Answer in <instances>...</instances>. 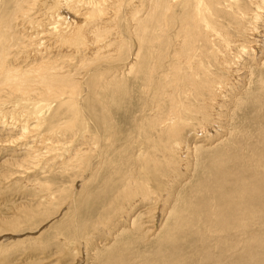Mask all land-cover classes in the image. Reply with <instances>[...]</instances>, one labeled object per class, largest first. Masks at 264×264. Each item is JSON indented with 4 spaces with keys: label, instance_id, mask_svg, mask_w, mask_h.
Returning a JSON list of instances; mask_svg holds the SVG:
<instances>
[{
    "label": "bare ground",
    "instance_id": "obj_1",
    "mask_svg": "<svg viewBox=\"0 0 264 264\" xmlns=\"http://www.w3.org/2000/svg\"><path fill=\"white\" fill-rule=\"evenodd\" d=\"M26 1L27 0H0V93L5 92L6 96H4L7 98L10 97V99L13 98L12 100H15L14 103L17 104L16 106H19V108L15 107L13 110L9 109L10 111H7L9 115L16 116L17 118L30 117V119L34 116L36 124H33V127H30V124L28 126L30 127L29 130L36 131L42 129L39 126L41 122L39 114H42V109H39V102L54 101L58 104L57 111L55 113L53 112L55 121H53V124L50 123V128L42 129L44 132H42V130L36 131L37 136L32 135L37 143L42 144L41 147L43 145L45 148L51 147L53 145V138L58 142L60 134L67 136L68 139H74V136L77 135L78 132L83 134L86 131L88 132V134L86 132V137L80 135L81 138L79 137V141H77L78 144L82 145L84 148L90 141H95L97 144L98 141L102 139L101 135H107L114 139V141L118 139V134L114 130H111V133L107 130L108 133L105 134L103 130L102 133L99 131L100 125H95L93 121L99 122V117L91 113V108L89 111L87 110L88 112H83L84 114L81 119L78 117V111L81 109L79 106L85 101L92 100V96L95 97L99 95V99L103 101L109 94L108 92L118 94L120 91V81H114V79H116L115 73H119L118 69L120 67L112 68L113 66H111V68H103L111 64V61L106 55L107 52L104 54V52L102 53L101 51L110 48L112 49L111 52L114 51V53L120 51L121 57H124L126 54V59H128L129 62L127 64L125 63L126 65L124 64L126 67L125 72L134 78V81L136 78L139 79L143 77V90L146 89L147 93L150 92L148 98L150 101L148 105L149 108L142 113L143 120L138 126L139 132L137 131V133L143 136L145 140L151 137L150 142L153 138L155 139V137H157L159 142L172 141L169 145L163 147V152L166 156H173V158L178 159L180 168L186 169L188 163L186 157L187 151L189 150L188 148L183 149V145L181 146L179 144V137L183 129H185L184 127L194 123V126L200 129L204 125L207 126V124L214 121L216 115L219 117L218 119L223 118L225 114L229 115L228 111H221L216 108H224V105L226 106L228 103L230 110V107L234 103L243 101L241 96L244 91H241L244 87L242 89L241 87L244 83L241 81L239 75L240 71H245V74H249V76H257L254 74V68L252 69V66H249V64L252 63V61L255 62L254 60H258V57H261V64L264 65V59H262V57L264 58V50L261 49L262 43L260 42V40H262L261 38L264 40V0H41L40 5L43 6H38V10L36 9L32 15L31 11H29L30 16L27 12L28 9L24 7ZM27 4L29 5L28 7H30L32 2H28ZM32 7L35 6L32 5ZM64 13L66 16H64ZM24 24L27 28L33 30L32 35L25 34L23 30ZM31 26L33 27L31 28ZM46 26H49V28ZM17 31H19V33ZM16 33L20 34L21 37L16 36ZM25 40L30 43L31 49H28V46L25 44H19ZM53 47L60 48V51ZM81 47L86 48L80 50ZM37 50L42 51V53L40 52V54L37 55ZM87 50L91 51L90 54L92 59H90V62L94 63L97 61V65L93 67V69H86V66L88 67L89 65H86V63H89V60L85 57L86 55H81L79 60L81 66H78V69L86 70L82 77H80L81 74L79 76L78 72L71 74L68 69L62 71L65 69V66H67L62 62H70L72 53L75 51ZM47 56L48 58H46ZM121 63L123 64L122 61ZM90 66L91 64L89 67ZM247 67H249L250 73L247 72ZM228 76L230 77L228 78ZM245 77L247 78V76ZM263 77L264 75H258L256 78V81L262 78L261 85L259 84V89H261L260 92L264 89ZM249 79L251 80V78ZM98 91L102 93L99 94ZM120 94H122V92ZM0 97H3V95ZM248 98L249 95L247 99ZM257 99L260 105H262V102L264 103L261 97L258 98L255 96V101ZM233 106L231 109L236 107ZM254 107H257L256 104H254ZM187 113H190L191 116L188 117ZM2 118L4 120L5 117ZM11 119L13 118L11 117ZM229 119L230 117L227 119V122H231L232 118L231 120ZM16 120L18 121L20 119ZM22 120H20L21 123ZM26 121L27 120H25V122ZM25 126H21L19 132L27 130ZM2 128L3 127H1V129ZM16 128L20 127L16 126ZM111 128L114 127L111 125ZM29 130H27V132ZM19 132L18 134L21 135ZM41 132L42 134H38ZM33 133L35 132L33 131L30 134ZM246 134H248V131L243 129L237 131L235 137L236 143H233L232 151L228 153L229 157H225V154L221 151L214 152V154L211 155L212 159L210 160V164L213 165V173L215 174H212L204 185L205 187L208 183L210 191L205 190L204 187L200 189L212 193L213 197L209 198V200H205L197 209H199V214L202 217L204 216L203 221L205 225L203 230L206 229L210 234L215 232L218 233L219 231L222 232L217 236L215 235L218 238V247L222 249L220 255H222L225 250L232 253L231 241L234 240H231L230 230L235 228L247 229L254 226L257 231L252 235L250 234L251 236H244L245 240H249V247H247V249H240V251L237 250L239 251V258L236 259L234 264H264V124L259 128L255 136L249 135L253 138L251 141L252 143L249 142V136H246L244 145H239L242 143L241 140L239 142L237 139L244 137ZM20 135H17V137H19L16 139L20 140ZM230 139L235 141L234 138ZM15 141H13L14 144L17 143H15ZM33 143L34 142H32V145ZM156 143L161 147L157 141ZM256 143L259 146L256 145ZM21 145L22 144L19 142V146ZM99 148H102L101 144ZM9 151L12 150L9 149ZM83 151H85V149L80 150L74 148L70 154L62 159L64 162L59 163L60 167L64 164V172H66V174L68 173L67 175L70 174L72 177V179L70 177V181H75L76 177L79 178L81 174L85 180L80 179L77 184L76 182L74 183L76 184V188L79 189L77 193L80 194L78 197H74L75 199L69 201V207L71 208L65 206L64 213L62 211V214H60L62 217H70L69 219H71V222L68 220L70 225L66 227L68 221L59 222L63 227L61 229L60 226L57 227L56 231L58 233H56V237L53 240L57 239L60 246H63L61 251L63 252L62 258H72L75 264L83 262V258L86 255L93 258L101 251L102 253L100 256L104 259V262L109 264H127L128 260L126 258V253L132 241L130 237H122L124 234H127V232L120 233L123 228L120 220H128L129 226H133L134 230H138V227H136L137 225H134L137 219L135 218V220L133 218L137 209L142 207V204L144 206V204H151L157 200H161V203L164 204V202L168 201V195L165 194L166 190H158L159 187L157 189H153L154 187L149 188L150 182L146 178L145 179L149 183L144 182L138 186V178L136 180L135 176L128 171H126V177L123 179L120 177L119 179V175L122 173L120 169L122 165L120 166L119 164L116 166L115 163L113 164V162H110L106 158L99 166L101 168L103 164L105 168L109 166L114 176H118L116 180H118L120 184L118 189L117 187L114 188L116 189L113 195L114 197L110 199L112 200L109 203L110 211H112L111 216L108 217L109 219L106 223L91 222L87 219L89 221H84V224L83 222L80 224L78 207L83 203L84 195L91 198L87 190H90L89 187L96 183L99 178L97 172L94 175L90 173V171H92L90 165H87L85 168V163L88 162V157L86 156L88 152L85 153ZM121 151H117L116 155L119 154L121 156L123 155L122 153H125V158H127L128 150L123 149ZM14 152L15 151H13V153ZM100 152L103 153L105 151L101 150ZM14 156L17 157L16 155ZM31 161L32 160H30V162ZM33 162H35L34 159ZM115 162L117 163L118 161ZM130 162H133V159ZM146 163L151 165L149 161H146ZM146 163L144 162V165ZM168 163L171 164L172 161L170 162L169 160ZM23 165H26V163ZM146 165L149 167L148 164ZM20 166L22 168V165ZM143 171L146 172L147 169ZM154 171L158 176V172H162L163 170L159 165H151V173ZM148 172L149 171L145 174H148ZM113 174H111L107 180H101V186L104 184L107 185L106 189H110L111 184L116 182V180L111 181ZM19 176L21 177L22 175L20 174ZM153 178L155 177L153 176ZM10 183H12V181H10ZM15 183L13 187L16 186ZM4 185H6V183ZM166 185L170 187L168 182L165 186ZM69 188L72 189L73 186H69L68 184L66 187L65 184H54L47 179L40 187L32 188L29 193H41L42 195L40 197L45 204L40 206L43 207L42 209L40 207L34 208V206L33 209L29 205L30 208L27 207L29 209H25L26 211L24 210L25 212L23 213L22 219H24V225L26 223L29 224V222L35 223L36 221H42V218L45 219V217H48V209L46 207L49 208V205L54 207L57 206V203H59L58 206L64 204L68 199V193L71 192L66 194L65 189ZM111 189L113 190V188ZM77 193L75 195H77ZM190 200H192V198L185 200V198L182 197L181 200L177 199L176 203L186 208ZM40 202L41 201H39V203ZM124 203L127 204V210L121 211V209L124 208ZM41 204L43 203L41 202ZM114 204H118L120 207H112ZM176 206L177 205H175V208H177ZM188 208L190 210L195 208V204L191 206L188 205ZM182 210L181 212H179V210L173 211L172 214L169 212L171 218L166 224V220L162 217L164 213H167L166 209L159 211L160 214L157 216L162 217L160 219H162V222L164 221L162 223L164 227L159 231L161 233L164 229L162 237L156 234L158 235L157 239L160 246L164 245V243H170L167 246L171 247L178 242L179 234L187 231L183 225ZM57 214H59V212ZM5 220L4 222H0V228L5 227L6 229H10L15 227V225L17 227L22 225V220H18V218H12L8 221ZM14 229L15 228H13V230ZM98 232L100 233L97 234ZM102 232L104 234L108 233V236L112 235V241L118 239L119 242L116 240L118 247H113V250L108 251L106 249L107 245L96 242L100 240L102 236L104 237ZM19 233L21 232L19 231ZM117 233L120 235L116 236ZM139 233L140 231L137 232V234ZM8 234L9 233L2 234V236H7ZM199 234L201 233L199 232ZM204 235L202 236L201 234V237H204ZM210 237H212V235ZM227 239H230V241L228 240V244H220L227 241ZM77 242L83 244L82 246L84 247L82 250H80V246ZM38 244H40V242ZM179 244L181 245L183 243ZM195 245L194 243L192 246ZM100 246H103V248L97 250L96 247L100 248ZM55 248L57 250L59 247ZM232 248H237V245H233ZM204 250L207 251L206 249ZM35 251L36 249L34 248L33 252ZM38 252H41V250ZM41 254L42 253H36L35 255ZM58 254L61 255V253ZM203 256H205V254ZM201 259L204 261L205 258L201 257ZM225 261L226 258L224 262ZM230 261L229 264H232V256L230 257ZM210 262L211 264H223L221 258H219L218 261L211 260ZM154 263V261H146L144 264ZM171 263H173V259ZM155 264L162 263L157 262Z\"/></svg>",
    "mask_w": 264,
    "mask_h": 264
},
{
    "label": "rangeland",
    "instance_id": "obj_2",
    "mask_svg": "<svg viewBox=\"0 0 264 264\" xmlns=\"http://www.w3.org/2000/svg\"><path fill=\"white\" fill-rule=\"evenodd\" d=\"M27 1L29 3L32 2L30 7H28L29 5L27 4L28 3ZM27 1L25 2L24 7L26 9H28L27 10L28 15H29V11H31V15H32V14H34L36 9L38 10V6H43V5H40L41 0H27ZM32 5L35 7H32ZM64 16H66L65 13H64ZM32 27L33 26H31V28ZM46 27L49 28V26H46ZM21 30H22V27H21ZM23 30H24L25 34H27V35L33 34V30L27 28L25 26V24H24ZM19 31H17V32L19 33ZM18 33H16V36L21 37L20 34H18ZM261 39L263 40V38H261ZM262 40H260V42L262 43L261 49L264 50V40L263 41ZM19 44L20 45L21 44L27 45L28 49L32 48L30 43L26 40L19 43ZM53 48L60 51V48H58V47H53ZM84 48H86V47H83V48L81 47L80 50H82V49L84 50ZM77 51H75L74 53L71 54V57H70L71 61L70 62H62L61 61L62 59L60 61L62 63H64L65 65H67V66H65V69L62 71H65L68 69L69 72H71V74L72 73L75 74V72H78L79 76L81 74L80 77H82L86 70L85 69H83V70L78 69L81 66V64L79 63L81 55H86L85 57L88 58L89 63L87 62L86 65L91 64V66H90L91 68L88 65V67L86 66V69H88V68L93 69V67H95L97 65V61L94 63L90 62V59H92L91 54H90L91 53L90 50L79 51V52H77ZM111 51H112V49H110V48H108L107 50L105 49V50L101 51L102 53L104 52V54H106V52H107L106 55L108 56L109 60L111 61V64L106 65L103 68H105V67L111 68V66H113L112 68H119L120 67L118 69L119 73H115L116 79H114V81H117V82L120 81V84H121L120 91L118 92L119 96H118V94H112L111 92H108L109 94L103 100L105 105H104L103 101H101L99 99V97H98L99 95L95 96V97L92 96V98H93L92 100H88V101H85L84 103H81V105L79 106L81 109L78 111L79 112L78 117L81 119L83 117V114L88 112L91 108V110H90L91 113H93L99 117V122H97L91 118H89V119L93 120L95 125H98V124L100 125V126L99 125L98 126L100 128L99 131L101 133L104 131L103 133L105 134V133L110 132L111 130H114L118 134V139H115V141H114V139H112L111 137H109L107 135H105V136L101 135L102 139L99 140L97 144L95 141H90L89 144H87V146H85V148H84L82 145L78 144L77 141H79V137L81 138V136L86 137L85 136L86 132H87L86 131L83 134H81V132H78L77 135L74 136L75 140L74 139H68L67 136L60 134L61 138L59 136L58 142H57V140H55V138H53V145L51 147L45 148L44 145L41 147L42 144L37 143L36 140L34 139V136H37L36 131H41L44 128H50V123L53 124V121H55L53 112L55 113L57 111V105L58 104L54 101H47V102L41 101V102H39L40 103L39 109H42V114H39V116L41 117V122L39 123V126L42 129L40 128L41 130H36V131L35 130H29L30 127H33V124H36V120H35L34 116H32L33 119L32 118L30 119V117L17 118L16 116L9 115L7 113V111L9 112L11 109L13 110L15 107L19 108V106H16L17 104L14 103L15 100H12L13 98L10 99V97L9 98L5 97L6 96L5 92L0 93L4 97V98L0 97V108H1L0 110L2 111V113L0 111V118H1L0 119V126L3 127L2 129L0 127V130H1L0 131L1 132L0 133V222H4L5 219H6L5 221H8V220H11L12 218L13 219L18 218V220L19 219L22 220V222H21L22 225H20L18 227L15 225V227H13L16 229V231H15V229L13 230V228H10V229L9 228L6 229L5 227L0 228V264H75V262H74V260H72V258H70V259H68L67 257L62 258L63 252H61V251H62L63 246H60L57 239L53 240L56 237V233H58L56 231L57 227L60 226V229L63 227V225L60 224L59 222H61V221L67 222L68 220L71 222V219H69L70 217H68V218L62 217V216H60V214H62V211L64 213L65 206L68 208H71V207H69L70 206L69 201L72 199H75L74 197H78L80 194V193H77L79 189H77L75 185L79 182L80 179L85 180V178L82 177V174H81L79 178L76 177L75 181H73V180L70 181L72 179V177L70 176V174L67 175L68 173L66 174V172H64V170H65V167L63 166L64 164L61 165V167L59 166V163L64 162L62 159L64 157H66L68 154H70V152L72 150H74V148H78L80 150L85 149V151H83V152H85V153L88 152V153H86V156L88 157L87 158L88 162L85 163V165H86L85 168L87 167V165H90V167L92 169V171H90V173H92V175H94L97 172L98 177H99L97 179L98 181L96 183L92 184L91 187H89L90 190L89 189L87 190V192H88L89 196H91V198H88V196L84 195L85 201L83 200V203L78 207L79 208L78 209L79 215L80 216L83 215L81 217L79 216V223L80 224L82 222L84 224L86 221H89V220L91 222L106 223V222H108V219H109L108 217L111 216L112 211H110V204L109 203L112 200H110V199H112L114 197L113 195H114L115 190H116L114 188L117 187V189H118L120 184H119V181L116 180V179H118V176L117 177H116V175L114 176V174H113L112 170H110L109 166H107V168L104 167V164H103L102 168L99 166V164H101V162L103 163V161L106 158L110 162H113V164L115 163L116 166L119 164H120V166L122 165V167L120 168L122 170V173L119 175V179H120V177H121V179L126 177V171H128L129 173H131L132 175L135 176L136 180L138 178V180H137L138 186L144 182L149 181L150 182V183L148 182L150 184L149 188L154 187L153 189H157L159 187L158 190H161V189L166 190L165 194L168 195V201L164 202V204L161 203V200H157L151 204H144V206L142 204V207H139L137 209V212L134 214L133 218L137 219V220L135 219L136 221H135L134 225H137L136 227H138V230L137 229L134 230L133 226L130 227L128 220H124V221L120 220V223L122 222L121 224L123 225L122 226L123 228L120 231V233L127 232V234H124L122 237H124V236L130 237L132 244H133V245L130 244L129 250L126 253V258L128 260L127 264H144L146 261H154L155 263L159 262L162 264H211V262H210L211 260L218 261L219 258L222 259L223 264L224 263L229 264L231 262L230 261L231 256H232V261H233L232 264H234L236 262V259L239 258L238 253H239L240 249H247V247H249V245H248L249 240H245L244 236H246V235L251 236L252 234H254L257 231V229L254 226H251V228H247V229L239 228L240 232H239L238 228L230 230L231 240L232 239L234 240V241H231L232 253L225 250L222 254L224 256L223 257L222 255H220V251L222 249H220L218 247L219 246V244H217L218 238L216 237L217 235H219V233H222V232L219 231L218 233L215 232V233L210 234V232H207L206 229L203 230L204 225H205L204 224L205 222L203 221L204 216L202 217L199 214V209H197V208L200 204L205 202V200H209V198L213 197L212 193L201 190L204 187V185L206 184L207 180L210 178V176L212 174H215V173H213L214 167L212 164H210V160L212 159L211 155H213L214 152L216 153L217 151H221V152H223V154H225V157H229L228 153L232 151V146L234 145L233 143H236L235 137L237 135L238 130L241 131L243 129L245 131H248V134H246L244 137L237 139L239 142L241 140L242 144L238 143L239 145H244L245 137L249 136L250 134L255 136L256 132L264 124V103L262 102V105H260L258 103V99L255 101V96H257L258 98L261 97V99L264 100V96H262V95H264V93H263L264 89L262 90V92H260L261 89H259L261 82H262L261 81L262 78L256 81V78L258 77V75L259 76L264 75V65L261 64L262 63L261 57H258V60L260 62L258 60H254L255 62L252 61V63L249 64V66H252V69L254 68V70H253L254 74L257 76H249V74H245V71H243V70H241L239 73V75L241 77V81H243V83H244L243 86L241 87V89L244 87L241 91V92L244 91L242 96H241L243 98L242 99L243 101L242 102L238 101V102H236L237 104L234 103L233 104L234 106L231 104L233 107L236 106L235 108H238V109H235V108L231 109V107H232L231 106L230 110H233V111H230L229 105L227 103L226 106L228 109L226 108L225 105H224V108L218 107L216 109L221 110V111L226 110V111H228L230 116L225 114L223 118L218 119L219 117L216 115V117L214 116L215 120L212 121L213 123L210 122L209 124H207V126L204 125L200 129H198L197 126H194V123L188 124L187 125L188 127L187 126L184 127L185 129H183V131L179 137V144L181 146L183 145L182 148L183 149L188 148V150H189V151H187V157H186V160L188 161L187 167H186V169H184L182 167L180 168L178 159L173 158V156H166L163 152V147H166L172 141L159 142L157 140V137H155V139L153 138L150 142L151 137L149 139L145 140L143 136H140L137 133V131L139 132L138 126L141 123V121L143 120L142 119L143 118L142 113H143V111H146L149 108L148 105H149L150 101L148 100V98H149L150 92L147 93L146 89L143 90V86H144L142 84L143 77H140L139 79L136 78L134 81V78H132L130 75L127 74V72H125L126 67L124 66V64L125 63L127 64L129 62L128 59H126V54L124 55V57L123 56L121 57L120 51L115 52V53H114V51L113 52H111ZM40 52L42 53V51L37 50L36 54L38 55V54H40ZM262 56H263V54H262ZM46 58H48V56ZM262 59H264V58L262 57ZM118 60H120V61H118ZM121 61L123 62V64L121 63ZM116 62H117V64H116ZM120 64H121V66H120ZM212 66H213V64H212ZM80 71H82V72H80ZM247 72L248 73L251 72L249 67H247ZM64 75H66V74H64ZM223 75H226V74H223ZM230 76H228V78ZM245 76H247V78ZM249 78H251V80ZM263 79H264V77H263ZM98 92H99V94L102 93L101 91H98ZM121 92H122V94H120ZM244 94H245V96H244ZM2 95H0V96H2ZM248 95H249V98L247 99ZM108 96H110V97H108ZM5 98H6V100H5ZM96 99H98V100H96ZM10 100H12V101H10ZM4 101H6L8 103H6ZM92 101H94V102H92ZM9 103H11V104H9ZM240 103H242V104H240ZM97 104H98V107H97ZM254 104H256V106H257L256 108L254 107ZM103 105H104V107H103ZM82 107H84V108H82ZM108 107H109V109H108ZM6 108H8V109H6ZM54 108H55V110H54ZM100 108H101V110H100ZM104 108H106V109H104ZM82 109H84V110H82ZM261 110H263V111H261ZM4 111H6V112H4ZM101 111H103V112H101ZM259 111H261V112H259ZM5 113H7V114H5ZM216 113L219 114L218 112H216ZM230 113H232L234 116ZM189 114L190 113H187L188 117L191 116V114L190 115ZM226 115H227V117H226ZM253 116H254V118H253ZM2 117H5L4 120ZM11 117L13 119H11ZM229 117H230L229 120H231V118H232L231 122L230 121L227 122V119ZM16 119H20V120L23 119L22 123L20 122V120L17 121ZM112 119H114V120H112ZM7 120H8V122H7ZM11 120L14 122H12ZM25 120H27V121L25 122ZM3 121L6 123H4ZM15 122H17V123H15ZM18 122H19V124H18ZM7 123H8V125H7ZM25 124H26V126H25ZM2 125H4V126H2ZM29 125H30V127H28ZM111 125L114 128H111ZM6 126L8 129L6 128ZM16 126L20 127V128H16ZM21 126L22 127L25 126V128L29 131L27 132V130H25V131L19 132L20 131L19 129H21ZM214 126H215V128H214ZM52 127H53V125H52ZM132 127H133V129H132ZM5 129H6V132H5ZM107 130H108V132H107ZM33 131L35 133L30 134ZM130 131H132V132H130ZM9 132H11V133H9ZM18 132L21 133V135L24 137H22L20 134H18ZM42 132H44V131L42 130ZM42 132L38 133V134H42ZM87 134H88V132H87ZM17 135H20V138H19L20 140L16 139L19 137V136L17 137ZM32 135H34V136H32ZM25 136H27V137H25ZM14 138L16 139V141ZM230 138H234L235 141L231 140ZM25 139H26V141H25ZM107 139L109 140V142ZM249 139H250L249 142L252 143L251 141L253 140V138L249 136ZM12 140L15 141V143L16 142L17 143L14 144V142ZM21 141L24 143H22ZM30 141L34 142L33 145H32V142H30ZM156 141L161 145L162 148L157 145ZM19 142H20V144H22L21 146H19ZM28 142H30V143H28ZM111 142L113 143V145ZM9 143H11L13 145H11ZM137 143H138V145H137ZM100 144H101L102 148H99ZM162 144H163V146H162ZM185 144H187V145H185ZM71 145H72V147H71ZM256 145H258V144L256 143ZM37 147H38V149H37ZM97 147H98V149H97ZM66 148H68V149H66ZM115 148H116V150H115ZM9 149L12 151H9ZM44 149H45V151H44ZM123 149L128 150L127 158H125V153H122L123 155H121V156L119 154L116 155L117 151H121ZM101 150L105 151L106 153L105 152L101 153L100 152ZM13 151H15V152L13 153ZM10 152H12V153H10ZM17 152H19V153H17ZM51 153H52V155H51ZM129 154L131 155V157ZM14 155H16L17 157H15ZM47 155L49 156V158ZM4 156H6V157H4ZM9 157H10V159H9ZM20 157L23 159H21ZM24 158H25V160H24ZM96 158H97V160H96ZM113 158H115V159H113ZM33 159L35 160V162H33ZM132 159H133V162H130ZM30 160H32V161L30 162ZM165 160L168 162L170 160V162L172 161V163L170 164V163L166 162ZM10 161H12V162H10ZM115 161H118V162L116 163ZM146 161H149L152 166L159 165L163 171L158 172V176L155 173V171L151 173V165L149 163H146ZM144 162L146 164H148L149 167H147L146 164H145L146 165L145 166ZM24 163H26L27 166L23 165ZM153 163H155L156 165ZM180 164H181V162H180ZM20 165H22L23 169L21 168ZM28 165L29 166L31 165V166L29 167ZM136 165H139V166H136ZM145 168L147 169V171H149L148 174H145L147 172ZM20 169H22V170L19 171ZM143 170H145L146 172H144ZM26 171H28V172H26ZM185 172H186V174H185ZM20 174L22 175L21 177L19 176ZM111 174H113V175H112V180L111 179L110 180L111 181L116 180L115 183L111 184V188H113V190L111 188L106 189L107 185L103 184L101 186V184H102L101 182L103 180H107V178L109 176H111ZM148 175H149V177H148ZM153 176L155 178H153ZM48 177H50V178H48ZM51 177H53V178H51ZM70 177H71V179H70ZM46 179L50 180V182H53L54 184H59V185L65 184L66 187L68 186V184H69V186H73L72 189L71 188L65 189L66 194L71 191L70 193H68V195L70 197L67 195L69 200L67 199L66 202H64V204H62L60 206H58L59 203H57V206H54V207L49 205V208L46 207L48 209L47 210V214L49 215L48 217H45V219L42 218L43 219L42 221H36L35 223L29 222V224L26 223L24 225V222H23L24 219H22V218H23V213L26 211L25 209H29L30 206H31V208H33V206H34V208H39L40 206L45 204V202H43L42 198L40 197L42 195L41 193H31L30 194L29 192H30V190H32V188L40 187L42 184H44ZM205 179H206V181H205ZM10 181H12V183H10ZM75 182H76V184H74ZM167 182H168V185L170 187H168L167 185L165 186V184H167ZM5 183H6V185H4ZM14 183L16 185L15 187H13ZM70 183H73V184H70ZM206 186L204 187L205 190L210 191L208 183ZM165 187H166V189H165ZM91 188H92V190H91ZM96 188H98V189H96ZM189 189H191L192 191ZM76 193H77V195H75ZM182 197L185 198V200L192 198L193 201L192 200L188 201V205L191 206V205L195 204V208H192L190 210L188 208V205L185 208L183 206H180L178 203H176V200L177 199L181 200ZM39 201H41L43 204H41V202L39 203ZM39 204H41V205H39ZM83 204H85V205H83ZM175 205H177L176 206L177 208H175ZM118 206L120 207V205L114 204V206H112V207L117 208ZM125 206H126V208H125ZM27 207H29V208H27ZM84 207H86V208H84ZM123 207H122L123 209H121V211L127 210V204H125ZM161 207L162 208L165 207L163 209L164 210L166 209V211H167V213H164L166 218L164 217V215L162 216L166 220L165 224L168 223V221L170 220V218H171L170 215L173 213V211L175 212V211L179 210V212H181V210L183 209L182 210L183 220H184L183 225L187 231L185 233L179 234L178 242L173 244L171 247L167 246L170 243L169 244L164 243V245L160 246V243L158 242V239H157L158 235H160V237H162V235H163L162 233L164 231V229H163L161 233L159 232L164 227L162 224L164 221L162 222V219H160L162 217L157 216L158 214H160L159 211L163 210ZM40 208L42 209L43 207H40ZM174 209H177V210H174ZM17 210H19V211H17ZM192 210H194V211H192ZM19 212H20V215H19ZM58 212H59V214H57ZM91 212H92V214H91ZM152 212H154V213H152ZM169 212H171V214ZM187 213H188V215H187ZM167 214L170 217H168ZM8 218H10V219H8ZM87 219H89V220H87ZM68 222L66 223V227H68L70 225V222L69 223ZM17 225H19V224H17ZM19 231L21 233H19ZM139 231H140V233L137 234V232H139ZM199 232L202 234V236L204 234H206V235H204V237H201V234H199ZM204 232H206V233H204ZM7 233H9L7 236H5V235L2 236V234H7ZM99 233L100 232H98L97 234H99ZM188 233H189V235H188ZM235 233H236V235H235ZM156 234H158V235H156ZM103 235L105 238L102 236V238L100 240H98V241L95 240V241L101 242L102 244L107 245L106 249L108 251L113 250L112 249L113 247H116V248L118 247V244L116 243V240H118V239H115V241L113 240L114 241L113 242L112 241V235L108 236V233L107 234L103 233ZM119 235L120 234L117 233L116 236H119ZM211 235H212V237H210ZM235 236L236 237L238 236V237L236 238ZM99 237H96V238H99ZM228 240L230 241V239H227V241H224L220 244H224V245L228 244ZM38 241L40 242V244H38L39 243ZM117 242H119V240ZM187 242H189V243H187ZM77 243L80 246V250H82V248L84 247V246H82L83 244H81V242H77ZM179 243H183V244L180 245ZM194 243L196 245L192 246V245H194ZM233 245H237V248L233 249L232 248ZM181 246H183V247H181ZM55 247H59L57 249L58 251L56 250ZM202 247L204 249H206L207 251H205ZM206 247H208V248H206ZM34 248L36 249V251H35L36 253H42L43 255L42 254L41 255H35L36 253L33 252ZM102 248H103V246H100V248L96 247L97 250H101ZM186 249H188V250H186ZM40 250H41V252H38ZM237 250H239V251H237ZM179 251H181V252H179ZM58 253H61V255ZM101 253H102V251L97 253V255L94 256L96 258H94V257L92 258L91 256H88V255L85 256L86 258L82 257L84 260L82 259L83 262H80V264H109V263L104 262V259L101 258V256H100ZM193 253L195 254V256ZM204 254H205V256H203ZM200 256L202 258H205L204 261L201 259ZM171 258L173 259V263H171L172 262ZM225 258H226V261L224 262ZM253 261H254V259H253Z\"/></svg>",
    "mask_w": 264,
    "mask_h": 264
}]
</instances>
